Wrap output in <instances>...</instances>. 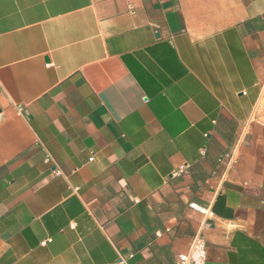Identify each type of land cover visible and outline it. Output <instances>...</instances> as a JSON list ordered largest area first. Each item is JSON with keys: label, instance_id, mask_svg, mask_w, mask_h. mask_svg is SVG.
I'll use <instances>...</instances> for the list:
<instances>
[{"label": "crops", "instance_id": "obj_1", "mask_svg": "<svg viewBox=\"0 0 264 264\" xmlns=\"http://www.w3.org/2000/svg\"><path fill=\"white\" fill-rule=\"evenodd\" d=\"M196 234L264 264V0H0V264H177Z\"/></svg>", "mask_w": 264, "mask_h": 264}, {"label": "built area", "instance_id": "obj_2", "mask_svg": "<svg viewBox=\"0 0 264 264\" xmlns=\"http://www.w3.org/2000/svg\"><path fill=\"white\" fill-rule=\"evenodd\" d=\"M46 67H50V64H46ZM92 158L89 159V161ZM188 168L187 164H183L171 174V177H177L182 175ZM198 209L201 213L206 214L207 210L192 206ZM159 235V234H157ZM177 264H205L206 262V244L200 234H196L192 237L188 251L186 253H179L176 255Z\"/></svg>", "mask_w": 264, "mask_h": 264}]
</instances>
